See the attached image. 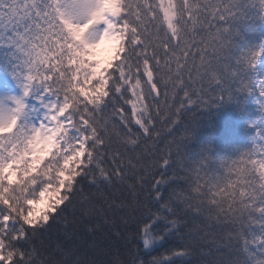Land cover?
<instances>
[{"label":"snow or ice","instance_id":"snow-or-ice-1","mask_svg":"<svg viewBox=\"0 0 264 264\" xmlns=\"http://www.w3.org/2000/svg\"><path fill=\"white\" fill-rule=\"evenodd\" d=\"M229 103L243 145H193ZM23 120L66 150L35 194ZM9 127L0 264H264V0H0Z\"/></svg>","mask_w":264,"mask_h":264},{"label":"clouds","instance_id":"clouds-1","mask_svg":"<svg viewBox=\"0 0 264 264\" xmlns=\"http://www.w3.org/2000/svg\"><path fill=\"white\" fill-rule=\"evenodd\" d=\"M87 87V84H85ZM75 101L74 107H78L83 103L78 96L73 94ZM31 126L27 120H23L18 130L8 137L7 141H15L16 143H25L27 150L31 153L27 160L24 161L23 174L17 173L21 182L24 184L25 191L31 190L33 194L38 192L40 188L45 187L50 182L55 181L54 172L59 171L66 159L65 151L60 149L59 140H53L52 137L36 139L29 136ZM10 131L9 128H0V135ZM64 139L68 147H73L67 136L59 138ZM19 199L22 201L23 193H20Z\"/></svg>","mask_w":264,"mask_h":264},{"label":"trees","instance_id":"trees-1","mask_svg":"<svg viewBox=\"0 0 264 264\" xmlns=\"http://www.w3.org/2000/svg\"><path fill=\"white\" fill-rule=\"evenodd\" d=\"M210 126H214L211 138L221 152L230 143L237 146L243 145L245 119L234 103L221 105L211 111H201L195 122V139L191 143L194 145L203 142L201 137L207 135Z\"/></svg>","mask_w":264,"mask_h":264}]
</instances>
